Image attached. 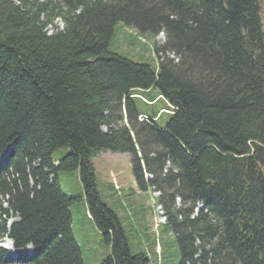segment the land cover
<instances>
[{"label": "trees", "instance_id": "trees-1", "mask_svg": "<svg viewBox=\"0 0 264 264\" xmlns=\"http://www.w3.org/2000/svg\"><path fill=\"white\" fill-rule=\"evenodd\" d=\"M263 10L264 0H0V242L33 250L10 258L0 247V264H84L76 198L58 181L70 171L110 249L100 264H149L98 191L100 152L127 155L135 188L158 194L178 264H264ZM118 24L163 35L155 65L110 50ZM151 91L144 102L173 113L164 128L134 101Z\"/></svg>", "mask_w": 264, "mask_h": 264}, {"label": "rangeland", "instance_id": "rangeland-1", "mask_svg": "<svg viewBox=\"0 0 264 264\" xmlns=\"http://www.w3.org/2000/svg\"><path fill=\"white\" fill-rule=\"evenodd\" d=\"M264 23V10L262 11ZM57 25L61 27L60 23ZM164 37L159 34L154 39L148 32L141 33L136 29L118 24L114 30L110 50L124 55L135 62L149 65L157 63L153 55V47L161 45ZM155 91L140 93L134 99L138 111L152 116L165 107L162 101L149 106L144 99L153 97ZM173 113L161 112L155 119L157 126L164 128ZM68 149L61 148L54 153L55 160L60 159ZM98 191L103 201L116 213L124 229L129 247L133 253L144 252L149 264L155 262L154 254L158 255V264H178L177 247L164 218L156 207L157 193L151 189L140 192L135 188L131 175L129 158L125 154L100 152L92 158ZM77 171L58 172V181L62 192L73 196L76 201L69 207L72 233L81 246L84 264H100L109 254V247L102 242L101 234L93 222L87 218L82 194V187ZM6 245L5 241L0 242Z\"/></svg>", "mask_w": 264, "mask_h": 264}, {"label": "crops", "instance_id": "crops-1", "mask_svg": "<svg viewBox=\"0 0 264 264\" xmlns=\"http://www.w3.org/2000/svg\"><path fill=\"white\" fill-rule=\"evenodd\" d=\"M164 107H160V109L157 112H161L162 110H164ZM98 233V232H97ZM155 261H157V257L154 258ZM157 262H153L152 264H156Z\"/></svg>", "mask_w": 264, "mask_h": 264}, {"label": "bare ground", "instance_id": "bare-ground-1", "mask_svg": "<svg viewBox=\"0 0 264 264\" xmlns=\"http://www.w3.org/2000/svg\"><path fill=\"white\" fill-rule=\"evenodd\" d=\"M9 244V242H7Z\"/></svg>", "mask_w": 264, "mask_h": 264}]
</instances>
